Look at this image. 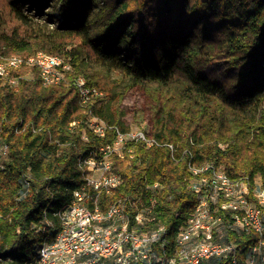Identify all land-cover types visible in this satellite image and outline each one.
<instances>
[{"label": "trees", "instance_id": "16d2710c", "mask_svg": "<svg viewBox=\"0 0 264 264\" xmlns=\"http://www.w3.org/2000/svg\"><path fill=\"white\" fill-rule=\"evenodd\" d=\"M39 52L73 71L52 86L28 66L11 73L16 87L0 78V264L36 263L60 228L55 213L88 184L80 160L116 141L117 129L130 131L120 104L133 89L150 101L148 115L133 111L135 123L147 120L148 136L174 145L176 158L141 145L130 146L133 158L115 156L111 173L123 183L100 195L103 210L139 200L127 205L130 228L164 225L173 241L197 204L191 161L264 186V0H0V55ZM80 76L105 97L83 107ZM93 118L111 127L104 137L91 130ZM140 211L147 221L138 226ZM252 237L231 236L241 245Z\"/></svg>", "mask_w": 264, "mask_h": 264}, {"label": "built area", "instance_id": "2783aa9c", "mask_svg": "<svg viewBox=\"0 0 264 264\" xmlns=\"http://www.w3.org/2000/svg\"><path fill=\"white\" fill-rule=\"evenodd\" d=\"M23 66L38 69L45 86L68 82L67 76L73 71L63 57L44 52L27 58L0 55V78L16 87L20 78L11 73ZM73 83L80 91L83 107L103 97L102 92L88 85L84 76ZM90 128L104 137L111 127L93 118ZM117 132L116 141L80 160L88 184L74 192L69 206L55 213L60 228L38 247L35 264H202L211 259L226 264H264V186L260 177L253 181L245 176L233 179L223 167L199 166L191 161L189 190L196 196L197 204L173 241L164 225L149 232L130 228L127 205H137L139 200L120 199L103 210L100 195L110 194L123 183L120 175L111 173L115 156L123 158L128 152L133 158L130 146L141 145L147 149L168 147L176 158V147L150 138L148 127ZM88 186L93 188L94 195ZM158 187V183L152 186ZM146 221L144 211L138 212L136 225ZM232 235L254 236V244L241 245L232 240Z\"/></svg>", "mask_w": 264, "mask_h": 264}, {"label": "rangeland", "instance_id": "374dc122", "mask_svg": "<svg viewBox=\"0 0 264 264\" xmlns=\"http://www.w3.org/2000/svg\"><path fill=\"white\" fill-rule=\"evenodd\" d=\"M53 10V8H47L44 12V17L46 15H48L51 11ZM43 16H37L36 18L38 19H41ZM117 74L116 73H112L111 74V78L114 82H116L117 80ZM115 86H118L117 83H114ZM114 86V87H115ZM116 91H119V88L116 89ZM103 93V97H105V93ZM149 100L148 98L146 97L145 93L140 90V89H133L131 91H129L122 103L120 104V115L122 116V122H123V125L125 127H128L129 130H132V129H138L140 127H147L148 126V121L145 120L144 124H142V126H138L136 123H135V120L133 119V111L136 110V109H143L144 111H146L147 115L149 114V110H150V107H149ZM119 104H117V101L116 103H111L109 105L110 108H115V107H118ZM3 152V146L0 144V154Z\"/></svg>", "mask_w": 264, "mask_h": 264}]
</instances>
